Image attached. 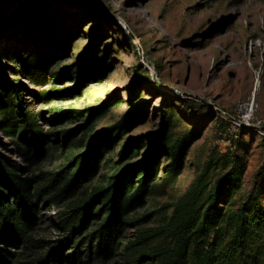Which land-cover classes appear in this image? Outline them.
<instances>
[{"label":"rangeland","instance_id":"rangeland-1","mask_svg":"<svg viewBox=\"0 0 264 264\" xmlns=\"http://www.w3.org/2000/svg\"><path fill=\"white\" fill-rule=\"evenodd\" d=\"M54 21V34L44 38ZM82 57L105 73L100 82L44 102L43 92L75 86ZM9 97L12 113L0 111V158L16 162L21 175L60 171L88 150L99 160L70 198L41 203L50 241L67 235L56 223L74 200L140 163L153 175L143 204L127 215L122 245L164 226L205 166L214 181L236 154L246 164L226 208H237L254 188L264 205V0H0V110ZM20 105L37 113L44 140L31 166L17 150L19 132L8 136L3 126L5 119L21 125ZM140 172L121 181L132 177L134 190ZM164 239L139 248H159Z\"/></svg>","mask_w":264,"mask_h":264},{"label":"trees","instance_id":"trees-1","mask_svg":"<svg viewBox=\"0 0 264 264\" xmlns=\"http://www.w3.org/2000/svg\"><path fill=\"white\" fill-rule=\"evenodd\" d=\"M55 28L54 21L50 33L46 32L43 37L53 35ZM90 62L91 58L82 57L81 73L74 81L75 86L43 92L44 102L52 101L47 97L53 93H78L81 88L100 82L105 73L90 70ZM35 82L41 84L44 79L37 76ZM15 90L18 92L19 86H15ZM11 97L7 107L0 110L7 115L13 110ZM20 108L21 125L5 119L3 126L8 136H16L19 132L20 141L15 143L17 150L31 166L44 153V140L37 113L28 114L22 106ZM121 124L119 122L109 130ZM64 134L67 137L68 131ZM128 150L129 146L123 148L121 156ZM181 152L178 150L174 157L173 178L178 176L181 168ZM4 157V160L0 158V264H115L116 260L121 264L264 262V205L260 190L254 188L251 196L237 208H226L228 191L232 185L233 188L240 187L242 182L246 164L243 155H234L233 162L214 181L210 175L211 165L207 164L175 204L172 216L164 226L149 229L154 233L140 234L125 245L122 244L128 225L127 215L142 205L149 193L153 174H146L144 163L113 176L108 186L87 199L74 200L56 223L57 229L67 235L58 241H50L42 232L41 203L61 204L70 198L87 173L90 176L97 170L98 158L94 151L88 150L76 155L60 171L23 176L16 162ZM72 164L75 166L71 167ZM136 167L141 172L138 186L133 190L132 177L125 183L121 179L126 174L131 175ZM151 215L148 213L143 219ZM162 237L167 243L159 248H139L144 243L149 245L150 238ZM68 243L73 246L66 249Z\"/></svg>","mask_w":264,"mask_h":264}]
</instances>
